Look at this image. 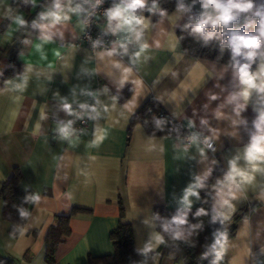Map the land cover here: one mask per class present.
Returning a JSON list of instances; mask_svg holds the SVG:
<instances>
[{"label": "crops", "instance_id": "crops-1", "mask_svg": "<svg viewBox=\"0 0 264 264\" xmlns=\"http://www.w3.org/2000/svg\"><path fill=\"white\" fill-rule=\"evenodd\" d=\"M22 2L0 0V51L18 34L17 18L27 14L35 19L51 0H37V6L28 4L27 10ZM173 11L168 17L152 16L145 34L149 48L139 52L133 43L127 55L100 57L99 53L112 46L92 52L78 42L83 25L77 15L70 14L51 29L55 34L51 42L42 44L36 29L26 33L18 52L22 72L0 90V188L17 168L19 188L41 199L33 204L17 236L8 232V222L0 216V256L13 259L14 264H49L46 233L56 216L68 214L73 207L88 211L70 218V234L61 236L51 264H90V257L111 254L109 233L119 222L132 225L135 247L141 249L156 230L155 206L177 209L176 200L193 175L209 166L221 170L208 179L213 192L211 185L227 169L228 159L247 144L255 118L252 105L243 113L247 127L241 125L236 137L230 135L233 129L228 120L213 117L216 107L235 90L231 69L184 53L176 29L172 34ZM101 22L107 27L104 17ZM117 62L120 68L115 67ZM128 67L132 72L121 88L118 81ZM126 89L130 93L120 101ZM85 92L98 94L100 118L91 120L89 131L82 136H51L50 117L69 118L60 109V97H66L73 107L94 104L95 99ZM209 93L218 94L219 99L209 101ZM148 98L155 99L177 122L188 125L189 119L194 120V131L210 135L200 124L201 118H207L219 135L216 151H208L207 160L201 161L198 147L184 144V137L149 136L140 124L131 126L132 116ZM130 101L136 107L128 113L123 106ZM225 111L231 114L232 106ZM41 113L47 118L41 120ZM213 160L217 163L212 164ZM257 182H264V176L258 175ZM258 191L249 186L247 198L237 202L233 220L254 207L237 221L225 264H253L252 253L264 244V201L255 198ZM156 264L182 263L163 257Z\"/></svg>", "mask_w": 264, "mask_h": 264}, {"label": "clouds", "instance_id": "clouds-1", "mask_svg": "<svg viewBox=\"0 0 264 264\" xmlns=\"http://www.w3.org/2000/svg\"><path fill=\"white\" fill-rule=\"evenodd\" d=\"M24 2L33 7L37 6V0H24ZM104 3L105 0H51L44 10L37 13L36 18L31 22V27L40 32L39 40L42 44L48 43L53 41L55 35L51 29L62 20H68L70 14L90 19ZM197 6L199 11L193 14V9ZM172 15L173 35L175 29L179 27L181 32H187L201 42L202 46L207 47L211 42L218 40L221 52L225 49L230 51L229 67L235 90L216 107L213 117L217 120H228L233 129L230 135L236 137L241 125L247 127L248 120L243 113L250 104L255 113L247 144L242 149H237L228 159L227 169L223 170L222 175L211 185L213 192L207 194L213 201L211 209L199 207L193 214L194 218L210 216L209 223L219 224V227L211 233V242L203 246L204 251L200 253L199 259L211 258L209 264H225L226 256L232 247L229 228L237 212V202L247 198L249 186L259 189L255 198L264 201V182H257L258 175L264 176V0H175ZM152 16H169L168 11L160 7V0H111L110 6L103 11L107 25L103 32L105 35L110 33L119 39L113 42L109 50L99 53V56L127 55L129 45L133 43L138 45L139 52L148 49L150 45L145 39V34ZM185 16L187 21L180 24ZM17 23L25 26L28 22L21 16L17 18ZM178 38L182 40L184 37ZM101 43L102 41L97 39L93 41L92 46L96 48ZM42 44L37 45V50H40ZM139 52L134 54L135 57L139 56ZM115 67L120 68L121 65L117 62ZM27 71H31V68H27ZM131 72V67L123 68V74L118 81L119 87L122 88L128 82V74ZM103 91L107 93L108 89L105 88ZM84 94L93 97L95 103H79V111H76L66 97H60V109L67 116H75L79 119L87 115L88 119L96 121L101 115L98 110V106L101 105L98 94L93 92ZM73 95H75L74 90ZM116 99L117 97H113V100ZM208 99L215 101L219 96L209 93ZM228 106H232L231 114L225 111ZM123 107L131 113L136 107L135 101H130ZM208 107V104L204 105L205 109ZM46 118V115L41 113L40 119ZM74 123L73 119L57 121L56 135L61 139L68 138L76 131ZM155 123L161 128L165 121L157 119ZM200 124L208 129L210 135L191 131L186 139L188 146L198 147L200 160L205 161L208 151H216L215 141L219 135L216 129L209 126L207 118H201ZM37 127L39 128L40 125L37 124ZM195 127V121L189 119L188 128L191 130ZM184 151L187 152L188 147ZM191 158L195 159V157ZM216 163V160L212 161V164ZM212 172L213 168L209 166L202 173L193 175L191 182L176 200L178 207L174 215L170 218H161L158 213L156 214L155 218L161 221L159 230L150 232L144 246L138 249L140 255L148 257L150 253L154 254L159 246L166 245L165 234L173 240L186 242L194 235H199L204 228L203 221L191 223L189 213L192 212L194 201L201 200V190L208 187L207 181ZM40 199L38 194H32L25 197V202L36 203ZM203 202L208 201L204 199ZM19 212L22 217L28 215L23 208L19 209ZM260 257H264V244H260L258 253H252L253 264H264V259Z\"/></svg>", "mask_w": 264, "mask_h": 264}, {"label": "trees", "instance_id": "trees-1", "mask_svg": "<svg viewBox=\"0 0 264 264\" xmlns=\"http://www.w3.org/2000/svg\"><path fill=\"white\" fill-rule=\"evenodd\" d=\"M22 7L27 10L28 4L23 0ZM160 7L166 9L168 13L175 9V0H160ZM198 9H193V14L198 13ZM156 17V16H154ZM28 23L25 26H20L18 34L4 47L2 52H7V64L0 74V90H2L8 81L16 77L22 72V63L18 60V52L20 42L26 35L31 32L32 18L27 14L24 18ZM187 21V16L184 17L180 24ZM251 30V29H250ZM177 38L183 36L179 40V44L184 53L199 59L214 61L229 66L230 51L225 49L221 52L219 41H213L209 46H202V43L194 39L187 32H181L180 28H176ZM130 93V89L124 90L119 95V100L123 101ZM157 119L164 120L165 123L161 128L156 126ZM140 124L147 135L149 136H184L186 131L184 124L177 122L168 113H166L158 102L153 98H148L138 108L131 118L130 125ZM221 170L219 167L214 168L213 174L216 175ZM21 174L17 168L13 169L8 179L2 184L0 188V216L8 222V232L12 236H17L26 224L31 208L34 203L25 202V197L34 194L30 190L23 191L19 188ZM208 184V181H207ZM209 187L201 190V200L192 208L189 213V221L197 223L203 221L204 228L199 232V235H194L187 242L184 240H173L170 236L165 234L166 245H161L156 249L155 253H150L148 257L139 254L138 249L134 244L133 229L130 223L119 222L109 233L110 240L113 245V252L98 257H90V264H156L158 260L163 257L172 259L174 262L182 264H209L208 260L199 259L200 253L204 251V245L211 242V233L219 227V224L209 223L210 216L194 218L193 214L199 207L211 209V197ZM207 199V203H204ZM254 206L249 210H244L241 214L236 216L229 228V235H232L236 228V223L239 219L246 216ZM28 214L27 216H20L19 209ZM154 216L158 213L161 218H170L175 214L177 209L166 208L162 205L154 207ZM88 211L86 209L73 207L66 215L56 216V222L52 225L45 236V253L46 261L51 264L54 261V255L57 243L61 240V236H68L70 234V218L77 213ZM120 214H123V207L120 203ZM160 220L155 218L156 230H159ZM195 245L194 247L191 245ZM0 264H14L13 259L0 256Z\"/></svg>", "mask_w": 264, "mask_h": 264}, {"label": "built area", "instance_id": "built-area-1", "mask_svg": "<svg viewBox=\"0 0 264 264\" xmlns=\"http://www.w3.org/2000/svg\"><path fill=\"white\" fill-rule=\"evenodd\" d=\"M111 0H105V3L102 5L101 8L96 10V14L92 16L90 19H86L85 17L79 16L80 22L83 25L82 32L78 35V42L83 43L85 46H87L92 52L102 50V49H109L114 41L118 40L117 36H114L112 34L105 35L103 30L106 28L102 25L101 18H103V11L104 9L108 8L110 6ZM100 39L102 43L96 47L93 48L92 44L93 41ZM89 104H93L92 102ZM74 110L79 111L78 107H73ZM51 122L53 123L52 129H51V136H57L56 135V127H57V121L59 120H65L60 117L51 116ZM68 119H73L75 121L74 128L75 132L72 133L71 136H82L86 132L89 131L91 119H88L87 115L83 116L82 118L77 119L75 116H69ZM67 119V120H68ZM184 129L186 131V135H184V144H188V141L186 137L190 134L191 131H194L193 129H189L188 125L184 124Z\"/></svg>", "mask_w": 264, "mask_h": 264}, {"label": "rangeland", "instance_id": "rangeland-1", "mask_svg": "<svg viewBox=\"0 0 264 264\" xmlns=\"http://www.w3.org/2000/svg\"><path fill=\"white\" fill-rule=\"evenodd\" d=\"M7 52L0 51V74L4 70L6 64H7Z\"/></svg>", "mask_w": 264, "mask_h": 264}]
</instances>
